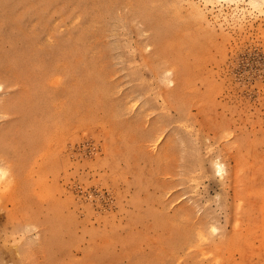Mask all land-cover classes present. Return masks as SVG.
<instances>
[{
    "label": "rangeland",
    "instance_id": "1",
    "mask_svg": "<svg viewBox=\"0 0 264 264\" xmlns=\"http://www.w3.org/2000/svg\"><path fill=\"white\" fill-rule=\"evenodd\" d=\"M250 1L0 0V264H264Z\"/></svg>",
    "mask_w": 264,
    "mask_h": 264
},
{
    "label": "bare ground",
    "instance_id": "2",
    "mask_svg": "<svg viewBox=\"0 0 264 264\" xmlns=\"http://www.w3.org/2000/svg\"><path fill=\"white\" fill-rule=\"evenodd\" d=\"M204 1V0H203ZM226 1V0H225ZM229 1H231V0H229ZM250 1V0H249ZM253 1V0H252ZM250 1V3H253V2H255V1ZM209 2H210V0H209ZM256 3V2H255ZM139 8H141V6L139 7ZM149 9V8H148ZM152 10V9H151ZM148 11V10H147ZM150 11V10H149ZM196 12V11H195ZM147 13H149V12H147ZM150 13H152V12H150ZM199 13V12H198ZM143 14V13H142ZM150 15V14H149ZM168 92H170V91H168ZM5 174V172L4 171H1L0 170V176H3Z\"/></svg>",
    "mask_w": 264,
    "mask_h": 264
}]
</instances>
